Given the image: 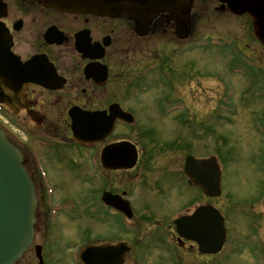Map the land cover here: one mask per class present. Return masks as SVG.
Listing matches in <instances>:
<instances>
[{
    "label": "flooded vegetation",
    "instance_id": "1",
    "mask_svg": "<svg viewBox=\"0 0 264 264\" xmlns=\"http://www.w3.org/2000/svg\"><path fill=\"white\" fill-rule=\"evenodd\" d=\"M3 1L7 5V15L1 20L11 35L10 51L18 56L19 66L29 65V71H32L31 74L35 79H38L41 73L48 77L46 79L47 87L37 83H22L19 89L13 93L19 98L12 104L13 107L2 106L3 110H6L10 122L18 125L23 134L30 135L32 131L36 130L38 135H42V140L48 143L47 145L45 143L37 144L36 148L30 152L29 158L24 150L20 149L25 167L34 178L38 193L34 228L35 235L41 236V238L37 237V241L39 240L37 245L41 247L43 264H46L47 260L45 254L53 252L50 242L59 229L58 225L63 226L61 217L65 215L62 212H57L56 218L50 217L52 206L61 207V204H55L45 199L43 191L39 188L41 185H38V180L35 178L46 177L43 168L46 158L42 155L46 152L42 150L52 145L58 147L55 144L61 140H64V143L67 142L75 150L84 151V155H87L84 162L87 169H85L84 175L91 178L88 180L91 191L85 202L82 226L85 243L79 245L80 248L101 246L104 248V261L112 262L118 258L117 245L125 242L129 251L125 254L121 264H219L224 258L231 256L226 254L228 251L226 246L231 232L226 217L228 239L222 249L215 254L203 253L197 242L178 235L175 219L191 214L196 207L203 204L216 207L214 203L202 201V192L196 186L187 185L183 166L181 171L156 168L160 171V175L171 172L167 175L176 173L177 176L173 175L176 178L172 184L155 183L148 187V191L137 192L136 189L144 182V175L133 176L127 186L117 183L115 177L123 172L134 170L139 165L143 154H141L138 145L134 143L138 149L136 164L129 170H123L117 168V160L114 163L103 162L102 152L108 145L122 140H132L122 137V128L132 129L134 123L127 124L119 118H115L111 134L100 138L99 143L88 146L78 145L71 136L69 112L73 108L88 115L100 112L106 118L110 116L109 108L112 105H118L134 117L137 116L133 109L124 104L126 97L128 98L131 93L132 96H134L133 93L138 96L141 93H147L156 84L153 80L148 83L139 82L141 78H144L142 77L143 72L140 71L145 67H149L148 74L157 73L159 79L166 78L163 68L168 58L164 56L161 58L162 61H159L160 59L157 57H152V62L146 64L140 71H136L137 78L132 84L137 88L133 91L129 80H125L128 78L124 77L123 65L131 56L145 54L151 37L157 40L166 39L167 41H164L166 44L171 41L173 31L168 15H158L148 27L145 35H140L136 29L138 21L135 19L64 13L52 8H45L37 0H12L18 7V13L14 17H10L8 12L10 1ZM194 6L196 13H192L191 20L201 17L207 11L208 16L210 11L217 13V11L224 12L225 10L215 0H195ZM247 17L251 22L250 17ZM16 21H20L19 29H14ZM50 27L56 29V40H61V43L56 41L48 43L44 39V34ZM180 42L176 41L177 46L171 50V55H176L178 50L183 47ZM34 60L37 61L29 63ZM176 77L178 82H175L181 84V76L178 74ZM173 82H170V79L164 82L167 90L171 91L169 83L172 85ZM21 112L24 113V116L19 119ZM27 120L33 124L31 128L26 125ZM14 125L11 127L19 135L12 136V133H7L8 137L15 145L23 148L27 145L26 140L30 138H23ZM62 129L66 133L65 136L60 133ZM136 140H153V138L139 137ZM39 155L41 158L38 157ZM144 157L146 164L150 165L153 154L146 153ZM75 160L79 166V157ZM95 178L99 179L100 187L93 191L91 184L92 179ZM109 178H113V180L109 181ZM177 180H179L178 183ZM187 188L196 192L195 195L189 194L188 202H186L189 192ZM43 189L45 188L43 187ZM136 192L138 195L140 192H146L147 195L137 197L141 200L136 201L135 199L134 201ZM104 194H107L105 200L102 199ZM123 205L127 211L123 209ZM239 213L242 215L241 211ZM96 223H98L100 232L92 241ZM232 244H235L237 248L243 245L241 242L239 244L232 242ZM186 246L194 249L186 250ZM80 248L75 257L69 260V264H81L78 259ZM107 248L115 249V257L111 256V253L106 255ZM54 261L51 258V263Z\"/></svg>",
    "mask_w": 264,
    "mask_h": 264
},
{
    "label": "rangeland",
    "instance_id": "2",
    "mask_svg": "<svg viewBox=\"0 0 264 264\" xmlns=\"http://www.w3.org/2000/svg\"><path fill=\"white\" fill-rule=\"evenodd\" d=\"M9 1L8 12L10 17H14L18 13V7L12 0ZM207 12L191 20L192 28L187 40L193 41L195 38L201 43L205 38L207 41L208 37L218 39L217 41L223 39L237 53L236 58L231 50L226 49L227 45L222 48H197L169 56L177 46L172 32L168 44L164 43L166 39L151 37L145 54L133 55L124 62L123 74L128 78L124 79L129 80L133 91L137 88L132 84L137 78L136 71L152 62V57H157L159 61L164 56L168 58L163 68L166 78L159 79L157 73L147 74V67L143 68L140 72H144V78L139 82L148 83L153 80L156 84L147 93L139 96H132L131 93L125 99L126 107L133 109L137 116L132 129L122 128V137L132 139L129 141L138 145L143 156L140 154L142 161L134 170L123 172L115 179L118 184L127 186L133 176L144 175V182L136 189L137 192L148 191L152 184H172L176 178L173 176L176 173L167 175L171 172H166L165 175H160L156 168L181 171L187 155L197 158L214 155L218 161H222V195L208 198L202 194V201L216 205L228 220L232 242L243 244L239 248L228 250L226 254L231 256L224 258L219 264H264V89H259V77L253 76L255 74L241 65L248 59L255 65L258 74L264 72V46L254 38L247 16L219 14L214 11H210L207 16ZM185 45L188 47L191 44ZM178 74L182 79L181 84L176 80ZM168 79L170 82L174 80L172 85L169 83L171 91L164 86ZM228 93L232 94V98L227 105V112H223L220 106ZM172 102L177 109L164 115L169 108L168 104ZM23 116L24 113L21 112L17 117L20 119ZM26 125L31 128L33 124L27 120ZM14 127L21 132L23 138H30L26 140V146L19 147L28 158L37 144H48L36 130L27 135L23 134L18 125ZM60 133L62 136L66 135L63 129ZM139 137H152L153 140H136ZM59 142L55 144L58 147L52 145L42 150L46 152L42 154L46 158L43 163L46 183L53 188L50 200L61 204L67 211L61 217L63 226L58 225L59 229L49 241L53 252L45 254L46 264H69L68 251L74 252V246L85 243L82 226L85 202L91 191L88 181L90 178L84 175L87 155H84V151L73 149L64 140ZM146 153L153 154L150 165L146 164ZM38 157L41 158L40 155ZM77 157L80 159L79 166L75 160ZM112 180L113 178H109V181ZM91 187L93 191L99 188V179H92ZM187 189L189 192L186 202L189 201L190 193H196ZM137 192L134 193V201L141 200L137 197L147 195L146 192H140L139 195ZM239 211H242V215ZM93 231L92 241L100 232L98 223ZM37 237L35 235L32 245L16 264L38 263L34 249L39 242ZM234 245L232 244V248ZM186 247V250L194 249ZM51 258L55 260L53 263Z\"/></svg>",
    "mask_w": 264,
    "mask_h": 264
},
{
    "label": "water",
    "instance_id": "3",
    "mask_svg": "<svg viewBox=\"0 0 264 264\" xmlns=\"http://www.w3.org/2000/svg\"><path fill=\"white\" fill-rule=\"evenodd\" d=\"M38 1L44 7L67 13L135 18L139 21L140 27L146 26L158 13L167 12L169 18L176 20L178 30H183V37L188 34V17L193 3V0ZM218 1L226 4L228 11L236 15L248 13L253 18L256 37L264 44V0ZM5 15L6 6L0 0V17ZM44 37L49 43L56 41V35L52 29H48ZM10 39L4 25L0 23V103L6 102L8 104L18 100V96L13 93L19 89L22 83L36 82L44 84L47 79L41 73L37 81L31 74L32 71H29L28 64L19 66L18 57L12 55L9 51ZM116 117H120L125 121L132 120L129 114L120 112L117 105L111 108L110 121H113ZM104 119L106 118L103 115L98 114L92 115L89 119L74 116L72 127L74 138L81 143H90L96 141L93 139H102L109 131L108 126L100 127ZM116 158L119 160L117 167H132L136 161L135 147L127 142H120L107 147L104 160L115 161ZM185 173L196 181L205 194L211 196L220 194V170L214 159L197 160L193 157H187ZM35 207L36 197L33 185L22 165L21 154L17 148L8 142L4 133L0 130V264H14L30 245L34 235ZM176 224L179 233L194 240L197 238L195 228L201 225L203 231L197 239H202L210 248L204 251H217L225 237L222 217L216 210L207 206L200 207L191 216L178 219ZM87 252L82 254V261L86 264H95V256H99L98 251L90 249ZM37 256L39 257L38 250Z\"/></svg>",
    "mask_w": 264,
    "mask_h": 264
}]
</instances>
